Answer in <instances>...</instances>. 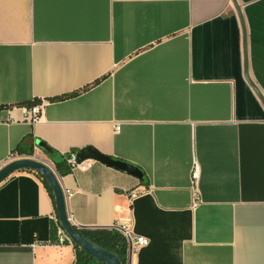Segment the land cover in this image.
<instances>
[{"label": "crops", "instance_id": "0c3cea01", "mask_svg": "<svg viewBox=\"0 0 264 264\" xmlns=\"http://www.w3.org/2000/svg\"><path fill=\"white\" fill-rule=\"evenodd\" d=\"M236 2L245 34L233 0H0V168L54 164L39 141L92 147L147 180L94 159L56 170L68 213L147 237L131 264H264V104L244 49L264 96V0ZM29 136L34 154L15 153ZM60 226L35 172L0 183V264H75Z\"/></svg>", "mask_w": 264, "mask_h": 264}, {"label": "water", "instance_id": "95a60500", "mask_svg": "<svg viewBox=\"0 0 264 264\" xmlns=\"http://www.w3.org/2000/svg\"><path fill=\"white\" fill-rule=\"evenodd\" d=\"M233 2L240 16L243 25V32L245 34L244 22L239 6L236 0H233ZM244 49H245L246 79L264 104V96L257 88V86L253 83V81L250 79L248 74V63H247L245 41H244ZM37 145L45 149L50 155L54 153L51 148H49L45 143L41 141H39ZM89 159L98 160L111 167H115L120 170L129 172L131 174L138 176L140 179H143L144 177V174L141 171V169H139V167L127 163L125 161L115 159L111 156L102 154L101 152L97 151L92 147H86L77 154L78 163H82ZM22 170L34 171L40 174L41 176H43L45 180L48 182L55 197L56 212L59 223L74 244L80 246L88 255H90L92 258L96 259L97 261L103 264H122L120 258L117 255L88 240L85 236H83L80 233V231L78 230L79 227L73 224L67 209V200H66L65 191L61 186L56 171L49 164L34 157H22L15 159L0 168V183L6 180L12 174Z\"/></svg>", "mask_w": 264, "mask_h": 264}, {"label": "trees", "instance_id": "16d2710c", "mask_svg": "<svg viewBox=\"0 0 264 264\" xmlns=\"http://www.w3.org/2000/svg\"><path fill=\"white\" fill-rule=\"evenodd\" d=\"M78 94V92L64 95L60 98H69L71 96H74ZM36 104L33 103V105ZM32 136L26 137L21 140V142L18 144L17 148L15 149V153L18 155H33L34 149H35V143H33V139H31ZM40 147V146H39ZM42 148V147H40ZM43 149V148H42ZM52 159L54 162L55 168L57 172L60 175H66L73 171L72 166L68 163V159L70 157V153H59L55 150H53L54 154L56 156L50 155L45 149H43ZM81 150H74L71 153L78 154ZM30 171V170H26ZM34 172V171H30ZM36 173V172H35ZM44 182L45 186L47 187L50 196L54 202L55 208V197L53 194V191L51 187L49 186L48 182L45 180L43 176L36 173ZM144 174V173H143ZM143 180H147L145 175L143 177ZM57 217V212H56ZM58 218V217H57ZM58 220V219H57ZM80 233L85 236L88 240L95 243L96 245L114 253L117 255L122 264H126L127 260V253H128V243L124 235L116 230L115 228H98V229H83L78 228ZM76 249V261L75 264H103L96 259L92 258L90 255H88L80 246L74 244Z\"/></svg>", "mask_w": 264, "mask_h": 264}, {"label": "built area", "instance_id": "2783aa9c", "mask_svg": "<svg viewBox=\"0 0 264 264\" xmlns=\"http://www.w3.org/2000/svg\"><path fill=\"white\" fill-rule=\"evenodd\" d=\"M44 105L45 102L42 101L41 103L34 104L31 106L28 105H21L22 111L24 113V119L28 121H37L40 119V117L43 115L44 111ZM9 108V107H8ZM9 110V109H8ZM13 121L15 120L12 116L8 117V121ZM119 128V127H117ZM68 163L72 166V169H77V168H85V162L78 163L77 162V154L75 153H70V157L68 159ZM200 176V168L197 162H195L193 166V172H192V179H193V191H194V197H195V202H198L199 200V193H198V188H197V181ZM72 192L68 191L67 195H71ZM129 197L133 199L136 197L139 192L135 190L129 191ZM58 219V218H57ZM59 222V220H58ZM116 230L121 232L124 237L127 240L128 243V253H127V261L126 264H131V256L136 253L139 249L142 247L148 245L149 239L143 235H137L133 232L132 228L130 225H125V224H116L113 226ZM59 231L61 234V240L64 241L65 239L69 240L72 242V240L69 238V236L65 233L64 229L62 226L59 227Z\"/></svg>", "mask_w": 264, "mask_h": 264}, {"label": "rangeland", "instance_id": "374dc122", "mask_svg": "<svg viewBox=\"0 0 264 264\" xmlns=\"http://www.w3.org/2000/svg\"><path fill=\"white\" fill-rule=\"evenodd\" d=\"M46 161H47L46 163L49 164L56 171L54 164L48 160H46Z\"/></svg>", "mask_w": 264, "mask_h": 264}]
</instances>
